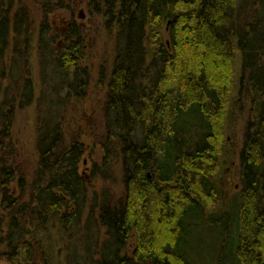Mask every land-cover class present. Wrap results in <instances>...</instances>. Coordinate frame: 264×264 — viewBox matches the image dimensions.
Segmentation results:
<instances>
[{"label":"trees","instance_id":"1","mask_svg":"<svg viewBox=\"0 0 264 264\" xmlns=\"http://www.w3.org/2000/svg\"><path fill=\"white\" fill-rule=\"evenodd\" d=\"M89 2L115 51L102 166H93V176L107 179L118 164L122 192L89 194L78 169L84 145L63 137L61 108L88 83L79 26L60 33L58 50L47 15L59 6L42 5L35 49L50 84L35 102L27 7L0 0V256L9 264H264V0ZM4 78L9 86L1 90ZM33 102L39 156L25 180L9 139L15 112ZM244 102L239 189L225 198L235 204L232 216L227 204L218 209L216 178L227 119ZM189 215L210 229L226 224V241L211 255L201 243L203 259L181 241L194 229L185 224Z\"/></svg>","mask_w":264,"mask_h":264},{"label":"rangeland","instance_id":"2","mask_svg":"<svg viewBox=\"0 0 264 264\" xmlns=\"http://www.w3.org/2000/svg\"><path fill=\"white\" fill-rule=\"evenodd\" d=\"M3 1L7 2L8 0ZM12 1L13 3L11 4L15 9L19 6L27 7L28 16L34 29V32H32V49L29 54L28 74L35 102L41 92L44 89L46 91L48 84H50V82H46V77L48 76L44 78L45 84L42 81V68L35 49L37 32L43 17L42 5L46 3L49 7V5L57 3L59 6L47 15V21L50 25L48 28L50 29V37H55L58 33L57 30L63 29L61 32L67 31L69 22L79 26L85 45L83 50L85 61L82 63L88 68V83L82 97L69 96L67 102L63 105V110L61 108L63 137L65 143H68L72 137H77L84 145V152L80 158L78 169L87 181L89 194L109 189L114 198L118 197L123 188L120 166L115 164L112 167V176L107 179H103L98 174L93 176L92 170L95 164L98 167L102 166L101 139L105 133L103 106L115 53L113 38L105 29L102 17L91 11L89 0H19V4H16L18 0ZM81 13L83 17H80ZM9 51L10 45L4 57L9 55ZM66 75L67 73L61 69L60 83L65 84L68 82L70 77ZM1 84V87H3L1 90L9 86L8 80L5 78L1 81ZM49 94L51 93L49 92ZM61 94L63 93L60 90ZM35 102L25 105L22 109H17L12 121L9 139L12 157L15 159L19 172L23 173L25 180H29L33 175L39 156ZM242 104H235L227 119L225 142L223 144L225 163L216 178L219 185L218 209H220L221 204H227V210L232 216L235 211V204L233 200L225 202L227 200L225 198L230 199L239 189L238 155L249 115L248 104L246 102ZM222 212V210H219V213L215 212L216 215L211 216V218H219ZM185 224L191 225V228L194 229L189 230L188 235L182 237L181 241L191 242L189 243L190 250L187 247L186 249L195 260L203 259L205 251L201 243H207L211 247V255L219 241H226L224 237H221L226 227L224 221H221L220 225L215 229H210L205 222L195 221L189 215ZM100 237H103L102 231ZM192 241H195V243H192ZM0 264L9 263L5 257L0 256Z\"/></svg>","mask_w":264,"mask_h":264},{"label":"flooded vegetation","instance_id":"3","mask_svg":"<svg viewBox=\"0 0 264 264\" xmlns=\"http://www.w3.org/2000/svg\"><path fill=\"white\" fill-rule=\"evenodd\" d=\"M73 25V23H68V27H70V26H72ZM58 31V33L55 35L56 37H57V41H58V50L60 49V32L61 31H63V29L62 30H57Z\"/></svg>","mask_w":264,"mask_h":264},{"label":"water","instance_id":"4","mask_svg":"<svg viewBox=\"0 0 264 264\" xmlns=\"http://www.w3.org/2000/svg\"><path fill=\"white\" fill-rule=\"evenodd\" d=\"M80 17H83V14L82 13L80 14Z\"/></svg>","mask_w":264,"mask_h":264}]
</instances>
